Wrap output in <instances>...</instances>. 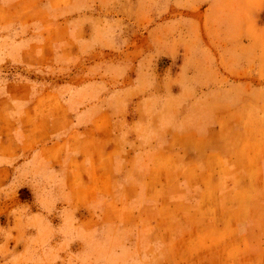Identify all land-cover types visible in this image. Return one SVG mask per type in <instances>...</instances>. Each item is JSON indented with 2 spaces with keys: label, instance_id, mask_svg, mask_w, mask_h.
<instances>
[{
  "label": "rangeland",
  "instance_id": "rangeland-1",
  "mask_svg": "<svg viewBox=\"0 0 264 264\" xmlns=\"http://www.w3.org/2000/svg\"><path fill=\"white\" fill-rule=\"evenodd\" d=\"M0 264H264V0H0Z\"/></svg>",
  "mask_w": 264,
  "mask_h": 264
},
{
  "label": "crops",
  "instance_id": "crops-1",
  "mask_svg": "<svg viewBox=\"0 0 264 264\" xmlns=\"http://www.w3.org/2000/svg\"><path fill=\"white\" fill-rule=\"evenodd\" d=\"M251 169V168H250ZM250 169H246L245 168V170H247L246 172H243L244 174H251L249 171H250ZM204 172H200V175L202 176V178H204ZM243 174V175H244ZM213 175V174H212ZM214 177H215V179H219V177H216L215 175H214ZM248 177L249 176H245V177H243V180H245V181H243L241 178H236V181H234V183H233V185H234V189L232 190L234 193H233V195H232V197L235 199V200H237V199H239V198H241L242 200H243V198H244V195H246V197H248L249 195H250V193L252 192V191H255L256 190V188H257V190H259V189H261L262 187H261V184L260 183H258V182H251V183H249L246 179H248ZM211 188H213V187H211ZM231 189H232V187H231ZM203 198V197H202ZM238 201V200H237ZM219 203H221V202H219ZM235 203H237V202H235ZM238 203H239V201H238ZM241 204H242V206H241ZM239 205H240V211L243 209V207L245 206L243 203H239Z\"/></svg>",
  "mask_w": 264,
  "mask_h": 264
}]
</instances>
